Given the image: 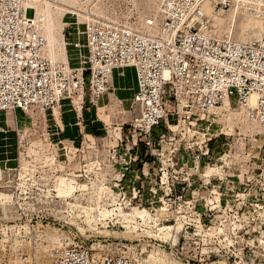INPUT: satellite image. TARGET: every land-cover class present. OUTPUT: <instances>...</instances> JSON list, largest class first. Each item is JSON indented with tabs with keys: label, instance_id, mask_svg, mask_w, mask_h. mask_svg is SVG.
Wrapping results in <instances>:
<instances>
[{
	"label": "rangeland",
	"instance_id": "374dc122",
	"mask_svg": "<svg viewBox=\"0 0 264 264\" xmlns=\"http://www.w3.org/2000/svg\"><path fill=\"white\" fill-rule=\"evenodd\" d=\"M53 1L67 8L66 61L79 40L80 15L142 24L159 10L155 0ZM204 7L218 35L249 41L264 32V0L255 14ZM79 24L84 31L86 22ZM81 41L84 48L85 35ZM125 70L131 86V68ZM128 86L110 90L103 105L74 98L44 112H0V264H50L54 250L70 244L128 254L143 264H257L264 257L260 123L235 103L231 110L220 105L197 125L173 115L154 154L139 145L142 155L128 163L136 156L126 139L134 115ZM178 218L184 224L174 227V237L169 225ZM219 218L233 219L224 227ZM212 226L229 237L203 236Z\"/></svg>",
	"mask_w": 264,
	"mask_h": 264
},
{
	"label": "built area",
	"instance_id": "2783aa9c",
	"mask_svg": "<svg viewBox=\"0 0 264 264\" xmlns=\"http://www.w3.org/2000/svg\"><path fill=\"white\" fill-rule=\"evenodd\" d=\"M28 1L0 0V111L47 110L74 98L80 104L86 99L97 104L108 92L109 73L131 66L136 90L126 139L136 147V156L128 163L142 155H137L139 145L145 155L154 154L171 129V116L197 125L225 99L245 108L264 135V32L249 41L218 35L203 9L208 2L214 11L237 6L255 14L260 0H155L160 22H86L85 47L71 44L76 62L55 63L46 55L41 19L31 14ZM66 27L74 31L71 24ZM133 172L140 177L138 170ZM221 219L227 227L233 218ZM219 234L229 237L227 230L208 237ZM50 264L143 263L128 254H101L84 244H70L54 250ZM175 264L194 263L186 259ZM257 264H264V257Z\"/></svg>",
	"mask_w": 264,
	"mask_h": 264
},
{
	"label": "bare ground",
	"instance_id": "6f19581e",
	"mask_svg": "<svg viewBox=\"0 0 264 264\" xmlns=\"http://www.w3.org/2000/svg\"><path fill=\"white\" fill-rule=\"evenodd\" d=\"M63 1L65 3H69V4L74 5L76 0H63ZM27 4H28V6H30L29 8H30L31 14L34 13L35 18L41 19L40 21H41L42 33L46 39V45H45L46 55L50 58L52 63L65 62L66 61L65 49H67V48H65V41H64L65 39H63V37L61 36V31L63 29V25H64V21H65L64 20L65 14H66L65 12L67 10L66 5H64V4L57 5V4H55V1H53V0H29L27 2ZM204 5H203V9H204V11L207 15V19H208L209 18L208 12L205 9ZM221 12L223 13L222 15H224V14H227L229 11L225 13L222 10ZM230 16L232 17V14ZM147 19H152L156 23L160 22V19H161L160 11L158 10V16L157 17L150 16ZM95 20L96 19H93V20L91 19L90 21H95ZM219 20L223 21V19H221V18H219ZM79 22H84V23L89 22V17H87V14L80 15L78 22L76 24H74V26L76 27L75 29L77 30V33L79 34V40L76 42V46L82 45L81 36L84 35V31H82ZM261 36H262V34L258 37V39H260ZM57 60H59V61H57ZM124 68H131L133 70L134 75H135L134 68L131 66H123V67L114 68L109 73V89H108V91H110V90H113L114 92L117 91V85H116L117 80H116V77L114 76V72L116 70H122ZM126 72H127V70L124 71V73H126ZM111 79H112V83H111ZM130 81L131 80L128 77V83L129 84H131ZM253 100H254V96L251 97V102H253ZM59 104H60V102L58 103V105ZM222 104H225V107L227 109L231 110V104L229 103V101H227L225 99L220 105H222ZM220 105L214 107L210 112H213ZM242 109L245 111V108H242ZM8 110L12 111L13 109H11V108L5 109V110H2L0 112L8 111ZM41 111L44 112L46 110L41 109ZM249 119H250V117H249ZM250 120L258 121L255 119H250ZM179 224H181V227L184 224V222H182L181 218L175 219V224L169 225V227H172L171 231L174 232V234H175L174 237H176V235H177V230H176V228L174 229V227L179 226ZM212 227L204 229L203 230L204 231L203 236H208V235L213 236L217 231L222 232V230H223V228H219V227H213L212 228ZM212 229H213V232H212ZM171 237H173V236H171ZM173 239L175 240V238H173ZM2 241H4V239L0 240V243ZM56 245H57L56 248H58L60 246L59 243ZM171 262L172 261H170L169 264H175L174 262H172V263Z\"/></svg>",
	"mask_w": 264,
	"mask_h": 264
},
{
	"label": "crops",
	"instance_id": "0c3cea01",
	"mask_svg": "<svg viewBox=\"0 0 264 264\" xmlns=\"http://www.w3.org/2000/svg\"><path fill=\"white\" fill-rule=\"evenodd\" d=\"M83 51H84V50H83ZM76 59H77V51H76V50H73V48H71V49L69 50V53L67 54V60H71V61H75V62H76ZM130 71H131V72H130ZM123 73H124V72H123L122 70H116V71L114 72V76L116 77L117 84H118L117 86H118L119 91H121V90L123 89V87L126 88L125 86H128V84H127L126 81H125V76L122 75ZM129 74H131L132 79H131V81H130L131 86H128V87H130V90H131V87H132L133 92L130 93V95L133 96V94H134V92H135V90H136V78H135V75H134L132 69L129 70ZM111 83H112V79H111ZM108 93H110V91H108L106 95H103V96H102V98H101V99L99 100V102L97 103L98 105H103V104H105V103L108 102ZM132 96L130 97V99L133 98ZM105 100H106V102H105ZM86 101H87V103H88L89 105H91V106L93 105V106H94V104L89 103L87 99H86ZM86 101H85V102H86ZM125 102H127V100H125ZM133 116H134V115H133ZM6 118L9 119V115H7ZM6 118H5V119H6ZM132 118H133V117H132ZM130 119H131V118H130ZM57 120H59V118H58ZM5 121H6V120H5ZM7 122H8V120H7Z\"/></svg>",
	"mask_w": 264,
	"mask_h": 264
}]
</instances>
